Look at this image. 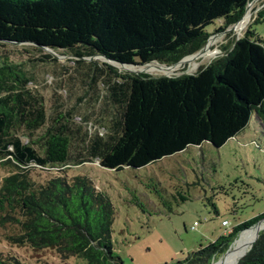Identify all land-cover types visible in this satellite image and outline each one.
I'll return each instance as SVG.
<instances>
[{"label":"trees","instance_id":"16d2710c","mask_svg":"<svg viewBox=\"0 0 264 264\" xmlns=\"http://www.w3.org/2000/svg\"><path fill=\"white\" fill-rule=\"evenodd\" d=\"M250 2L0 0V51L11 44L39 54L24 62L0 53V166L11 170L0 184V231L6 238L53 249L62 260L122 264L112 241L114 205L91 178L62 174L40 182L33 172H63L93 161L110 170L141 169L192 146L221 148L254 114L264 128V39L253 29L264 23V8L241 38L228 39L222 55L194 74L120 73L94 60L75 97L98 110L92 114L102 127L94 135L74 122L71 108L55 102L49 113L45 97L30 87L35 78L26 62L56 63L48 48L70 52L79 66L96 57L175 65L206 47L212 35L207 28L215 21L223 23L216 34L239 23ZM262 220L264 213L238 224L176 264H212ZM258 235L238 264H264V231ZM0 264L25 263L0 251Z\"/></svg>","mask_w":264,"mask_h":264},{"label":"rangeland","instance_id":"374dc122","mask_svg":"<svg viewBox=\"0 0 264 264\" xmlns=\"http://www.w3.org/2000/svg\"><path fill=\"white\" fill-rule=\"evenodd\" d=\"M262 8L264 0H251L248 21L226 33H215L222 21L210 25L207 28L212 34L207 49L209 55L189 59L172 69L150 66H161L155 62L129 70L136 72L132 74L152 77L194 74L200 66L222 55L220 46L228 39L241 38ZM253 29L264 39V23L253 25ZM2 50L15 60L39 56L31 49L26 51L22 45L10 44L0 53ZM44 51L52 55L56 63L26 62V68L35 78L30 87L45 97L49 113L55 102L71 108L74 122L94 135L102 127L92 114L98 110L87 107L85 101H76L75 97L81 94L77 88L82 75L93 69L90 64L94 60L100 64L109 62L96 57L86 59V65L79 66L77 58L68 51ZM113 64L120 73H130L121 65ZM10 172L0 166V184ZM62 174L69 178L89 177L110 198L115 208L112 241L122 264H176L214 243L238 224L264 213V128L254 114L245 130L221 148L210 143L192 146L141 169L116 171L102 168L93 161L70 165L63 172L35 170L33 178L44 182ZM224 221L229 226H224ZM5 235L6 232L0 231V251L25 264H85L82 258L62 260L53 249L36 250L28 245H15ZM231 250L216 263L225 260Z\"/></svg>","mask_w":264,"mask_h":264},{"label":"bare ground","instance_id":"6f19581e","mask_svg":"<svg viewBox=\"0 0 264 264\" xmlns=\"http://www.w3.org/2000/svg\"><path fill=\"white\" fill-rule=\"evenodd\" d=\"M248 18H249V10L247 11V14H246V16H245V18H244V20L242 22L246 23L248 21ZM207 49H205L203 52H201L199 54H194L192 56L187 57L185 60L182 61V63L184 61L189 60V59L192 60V59L201 57L205 53V51ZM176 65H171V66H167V65H165V66L150 65V66H152V67H161V68L164 67V68H167V69H172V68L176 67ZM122 67H124L125 70L128 71V72H134V71H131V70L127 69V67L128 68H135V67H132V66H122ZM134 73H136V72H134ZM166 75H170V74H166ZM263 229H264V222H262V223H260V224H258L256 226L244 231L242 233V235L240 236V238L238 239L237 245H235V247L231 250V252L228 254L226 259L221 261V262H219V263H215V264H238L239 260L247 252L250 251V249L252 248L253 243L255 241V237ZM252 240H253V242H252ZM251 242H252V244L250 245ZM249 245H250V247L248 248Z\"/></svg>","mask_w":264,"mask_h":264},{"label":"water","instance_id":"95a60500","mask_svg":"<svg viewBox=\"0 0 264 264\" xmlns=\"http://www.w3.org/2000/svg\"><path fill=\"white\" fill-rule=\"evenodd\" d=\"M247 11H248V7H247V10H246V14H247ZM246 14H245V16H246ZM245 16H244V18H245ZM244 18L239 22V23H237V24H235V25H233V26H231V27H229L224 33H226V32H228V31H231L232 30V27L234 28L236 25H238V24H240L243 20H244ZM209 43H210V41H208V43H207V45H206V47L204 48V49H202L201 51H199L198 53H196V54H199V53H201V52H203L205 49H207L208 47H209ZM47 51H51V49H48V48H45ZM187 58V57H186ZM185 58V59H186ZM106 59V58H105ZM185 59H183V60H185ZM109 63L108 64H111V65H113V66H115L113 63L114 62H112V61H110L109 59H106ZM182 60V61H183ZM182 61L181 62H179L178 64H180V63H182ZM116 63V62H115ZM155 63V62H154ZM118 64V63H117ZM119 65H122V66H134V67H138V66H146V65H126V64H119ZM148 65V64H147ZM158 65H161V66H165V64H158ZM176 65V64H175ZM126 72H128V71H126ZM131 73V72H130ZM264 220H262V221H260V222H258L256 225H258V224H260V223H262ZM256 225H254V226H256ZM253 226V227H254ZM252 228V227H251ZM250 229V228H249ZM259 238V237H258ZM257 238V239H258ZM237 240V239H236ZM236 240L234 241V243L236 242ZM233 243V244H234ZM233 244L230 246V248H229V250L232 248V246H233ZM253 247V246H252ZM252 249V248H251ZM229 250L223 255V257H221V258H218V259H216V260H214L213 262H212V264H215L216 262H218V261H220V260H222L225 256H226V254L229 252ZM250 252V251H249ZM248 252V253H249ZM247 253V254H248ZM247 254H245L243 257H245Z\"/></svg>","mask_w":264,"mask_h":264},{"label":"built area","instance_id":"2783aa9c","mask_svg":"<svg viewBox=\"0 0 264 264\" xmlns=\"http://www.w3.org/2000/svg\"><path fill=\"white\" fill-rule=\"evenodd\" d=\"M224 226H229V223L227 221L224 222Z\"/></svg>","mask_w":264,"mask_h":264},{"label":"crops","instance_id":"0c3cea01","mask_svg":"<svg viewBox=\"0 0 264 264\" xmlns=\"http://www.w3.org/2000/svg\"><path fill=\"white\" fill-rule=\"evenodd\" d=\"M208 53H209V51H208V50H206L204 54H208ZM208 55H209V54H208ZM224 222H226V221H224Z\"/></svg>","mask_w":264,"mask_h":264}]
</instances>
